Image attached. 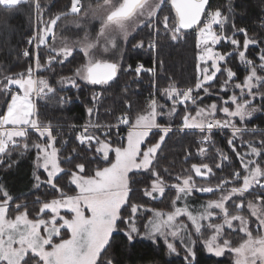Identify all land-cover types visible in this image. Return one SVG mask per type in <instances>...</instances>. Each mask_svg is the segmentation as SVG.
Wrapping results in <instances>:
<instances>
[{
    "label": "snow or ice",
    "instance_id": "snow-or-ice-1",
    "mask_svg": "<svg viewBox=\"0 0 264 264\" xmlns=\"http://www.w3.org/2000/svg\"><path fill=\"white\" fill-rule=\"evenodd\" d=\"M25 5L37 21V30L28 40L36 51H23L30 59L24 71L6 74L0 70V165L7 162L11 168L16 163L14 151L22 149L23 155L35 149V167L43 168L46 177L42 180L34 171L33 186L46 184L51 199L37 197L39 207L29 209L0 184V264H114L109 250L114 234L121 233L129 242L138 236L154 244L162 242L170 256L183 252L185 264H196L198 241L215 257L231 255V264H264V131L258 141L243 139L245 133L258 131L249 129L248 121L264 112V47L257 48L258 56L248 55L261 42L232 22L233 0H227L228 14L219 6L213 8L210 0H68L61 11L47 18L41 0H0V10L8 15ZM0 24L6 25V18ZM62 24L81 29L83 35L75 40L59 35ZM143 29L149 30V40H138L132 48L147 47L157 54L162 41L177 43L186 37V30L195 31L193 85L180 89L170 81L156 89L134 118L128 104L115 124L82 126L76 140L85 156L77 160L79 152L73 148L76 155L61 161L53 125L40 119L36 103L38 97L55 95L56 89L40 73L55 64L72 63L82 54V62L70 74L59 76L57 83L75 89L81 83L99 86L102 91L93 92V107L87 109L91 117L122 70L134 71L137 77L142 72L155 75V69L143 63L134 69L130 64L124 67V46L133 32ZM237 33L243 34L242 41ZM42 49H46L44 56ZM213 86L225 98L219 104L201 106L213 94ZM67 99L62 96L59 103ZM220 113L223 118H218ZM176 118L180 122L174 129ZM121 126H127V136L114 140L113 130ZM101 128L106 130L97 135ZM214 129L231 130L230 154L218 150L212 165L193 163L175 176V183H169L159 168L166 138L174 131L198 130L197 151L205 155L204 145L212 140ZM33 133L36 139L30 140ZM238 140L246 150H240ZM62 163L71 167L65 169ZM93 164L95 168L90 167ZM225 167L233 171L216 177L215 170L223 172ZM64 177L67 183L60 186L58 178ZM196 177L209 183L199 185ZM166 191L173 193L167 209L149 207ZM193 192L216 198L193 206ZM236 237L239 240L234 242Z\"/></svg>",
    "mask_w": 264,
    "mask_h": 264
},
{
    "label": "trees",
    "instance_id": "trees-1",
    "mask_svg": "<svg viewBox=\"0 0 264 264\" xmlns=\"http://www.w3.org/2000/svg\"><path fill=\"white\" fill-rule=\"evenodd\" d=\"M45 5V18L61 11L68 3V0H41ZM213 8L221 7L225 14L227 13V0H211ZM234 12L232 14V22L238 27L247 29L248 36L258 39L261 43L249 49V56H258V47H264V0H233ZM6 18V25L0 24V70L4 73L22 72L29 65L30 59L22 55L25 49L33 51L29 47L28 40L34 35L37 30V21L35 13L28 5L23 6L19 11L10 15L0 10V19ZM74 26L62 24L58 29L59 35L67 37L70 40L71 33L77 36V29ZM74 31V32H73ZM195 31L187 32L184 39L177 43L162 41V47L155 51H149L147 47L143 49H133L132 44L138 40H149V30L143 29L132 33L129 37V43L126 45L124 67L132 65L134 69L138 63H143L146 68L155 69V75L152 72H142L139 77L134 71H121L117 81L112 87L103 93L99 103L96 105L97 111L90 117L87 113L89 107H93L92 94L93 92L102 91L99 86H91L81 84L79 89L60 87L57 80L61 75H68L82 62V54L77 55L72 63L55 64L48 71H42L40 74L47 76L50 83L56 89L55 95L49 93L47 97L37 98L36 103L40 114V119L45 122H51L54 128V134L57 136V145L61 148L60 159L70 155L75 156L72 152L73 148H77L79 156L77 160L85 156V150L82 146L78 147L76 136L81 131L82 126L89 123H99L100 125H109L116 122V117L124 112L128 104L132 105L131 115H136L137 110L143 109L150 96L156 93L157 88H163L170 81H174L180 89L192 86L196 77V54L195 48ZM134 37V39H133ZM236 38L243 40V34L237 33ZM41 55H46V49L41 50ZM157 61H163L162 64ZM233 67H236L237 62L232 61ZM239 76L242 79L244 76L243 66L239 67ZM221 80L223 78H220ZM212 95L207 96L203 100V105L206 106L213 102L221 103L222 98H225L224 93L217 92L213 86ZM229 95V93L227 94ZM67 97L65 102L59 103L60 97ZM161 103H164L162 97H157ZM260 100L257 98L256 104ZM171 102H168V106ZM218 117L223 118V114ZM162 122H166L161 118ZM179 118L172 121L173 128L179 124ZM75 127H79L76 129ZM249 129L256 128L257 132L245 133L244 140H256L261 138V132L264 131V112L256 113L251 120L248 121ZM100 129L96 134L102 135ZM156 130H154L155 132ZM118 132V134H117ZM124 131L113 130L112 138L119 140L120 135ZM231 136V130L228 129L223 133L214 130L212 140L204 145L207 148L205 155L198 154L200 147V134L198 130H188L187 134L174 131L166 138L165 144L162 146L163 151L159 154V168L168 182H174L175 176L183 174L184 170L190 169L193 163H209L213 164V158L217 156L218 150L225 154H230V148L227 140ZM36 136L33 133L30 140H35ZM155 139V136L152 137ZM240 150H246V145L240 144ZM22 149L13 152L12 160L19 161L16 165H25V174L23 178H18L16 175L7 172L11 167L0 165V184L4 183L2 179L8 178L11 182L9 186H5L10 194L16 199L17 203H23L29 209L38 208L39 204L35 203L37 197L41 201L51 199L49 187L44 184L40 188H28L32 177V164L36 155V150L24 152L20 154ZM191 153V155H189ZM91 156V153H87ZM229 163V162H225ZM239 162L235 161L234 167L238 168ZM62 167L68 169L71 165L62 163ZM95 168L96 165L90 166ZM167 168L168 172L164 173L163 169ZM215 176L227 177L228 173L233 171V168L225 167L223 172L215 170ZM7 172V173H6ZM139 179V178H138ZM203 180V179H201ZM67 183V177L58 178V184L64 186ZM206 183H209L206 180ZM212 184L216 183L215 177L211 180ZM4 185V184H3ZM65 191H69L65 188ZM69 194H74L69 191ZM173 193L166 191L163 197H158V200L151 201L149 207L167 209L169 200ZM210 195L192 194L190 202L193 206H198L208 199ZM139 198V193L136 194ZM160 201H163L162 203ZM195 238V237H194ZM184 253L180 256L168 255L163 243L154 244L151 240L138 236L132 242H129L126 237L121 234H114V242L109 250V256L114 260V264H185L183 260ZM232 257L226 254L223 257H215L204 250L202 241H198L196 245V264H231Z\"/></svg>",
    "mask_w": 264,
    "mask_h": 264
},
{
    "label": "rangeland",
    "instance_id": "rangeland-1",
    "mask_svg": "<svg viewBox=\"0 0 264 264\" xmlns=\"http://www.w3.org/2000/svg\"><path fill=\"white\" fill-rule=\"evenodd\" d=\"M68 25H71V24H68ZM66 26H67V24H66ZM72 26V25H71ZM93 26L94 27H97L98 26V22H93ZM74 29H77L78 30V32H77V36H82L83 35V33H82V30L81 29H78V28H76L75 26L73 27ZM138 31V30H137ZM74 32V31H73ZM133 33H135V32H133ZM64 37H67V35H64ZM70 38L71 39H73V40H75V39H78V37H75V34L73 33H71V35H70ZM29 47H32L33 48V52H35L36 50H35V48H34V46L33 45H29ZM125 47V50H126V45L124 46ZM44 76V75H43ZM45 77H47V76H45ZM220 78H223V77H220ZM81 84H83V83H81ZM59 86L60 87H63V88H66V87H69V86H67V85H61V84H59ZM231 93L229 92V95H230ZM257 101V100H256ZM220 114H223V113H220ZM115 124V123H114ZM76 129H79V127L77 128V127H75ZM82 129V128H81ZM101 129H104V128H101ZM106 129H104L103 131H102V133H104V131H105ZM118 130H122V131H124V133L123 134H121L120 135V138H125L126 136H127V126H121ZM114 131H115V129H114ZM35 134V133H34ZM35 136H36V134H35ZM57 147H59L58 145H57ZM35 159H36V155H35ZM35 159H34V164H32V169H33V171H32V177H31V182H30V184H29V187L28 188H34V179H33V172L34 171H36L40 176H41V179L43 180L45 177H46V173L44 172V170H43V168H40V169H36V167H35ZM19 161H16V164L18 163ZM15 164V167L12 169H8V171L7 172H12L11 174H13V175H16L19 179L20 178H23L24 177V174H25V169L26 168H24L25 167V165H21V166H17ZM6 172V173H7ZM216 172V171H215ZM2 181L4 182V183H2V184H4V186H9V184H11V182L10 181H8V178L6 177V179H2ZM196 181H197V184H199V185H207L208 183H206V180H201V178H199V177H196ZM170 183H175V181L174 182H170ZM42 185H44V184H42ZM196 193H198L199 195H204V194H207V195H210L211 193H201V192H193V194H196ZM214 198H216L215 196H213V195H211V196H209L208 197V199H214ZM207 199V200H208ZM141 237H143V236H141ZM239 240V237H236L235 238V240H234V242H236V241H238ZM210 254V253H209Z\"/></svg>",
    "mask_w": 264,
    "mask_h": 264
},
{
    "label": "built area",
    "instance_id": "built-area-1",
    "mask_svg": "<svg viewBox=\"0 0 264 264\" xmlns=\"http://www.w3.org/2000/svg\"><path fill=\"white\" fill-rule=\"evenodd\" d=\"M214 130H216V131H218V132H220V133H223L224 131H226V130H228V129H214Z\"/></svg>",
    "mask_w": 264,
    "mask_h": 264
},
{
    "label": "water",
    "instance_id": "water-1",
    "mask_svg": "<svg viewBox=\"0 0 264 264\" xmlns=\"http://www.w3.org/2000/svg\"><path fill=\"white\" fill-rule=\"evenodd\" d=\"M210 4H211V0H210ZM187 32H191V31H194V30H192V29H189V30H186Z\"/></svg>",
    "mask_w": 264,
    "mask_h": 264
},
{
    "label": "bare ground",
    "instance_id": "bare-ground-1",
    "mask_svg": "<svg viewBox=\"0 0 264 264\" xmlns=\"http://www.w3.org/2000/svg\"><path fill=\"white\" fill-rule=\"evenodd\" d=\"M218 118H222V117H218Z\"/></svg>",
    "mask_w": 264,
    "mask_h": 264
}]
</instances>
